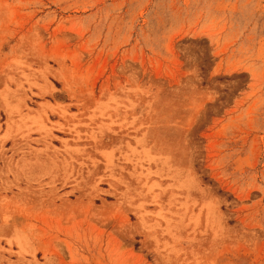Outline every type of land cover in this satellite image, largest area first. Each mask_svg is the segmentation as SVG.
I'll use <instances>...</instances> for the list:
<instances>
[{"label": "rangeland", "instance_id": "obj_1", "mask_svg": "<svg viewBox=\"0 0 264 264\" xmlns=\"http://www.w3.org/2000/svg\"><path fill=\"white\" fill-rule=\"evenodd\" d=\"M0 264H264V0H0Z\"/></svg>", "mask_w": 264, "mask_h": 264}]
</instances>
